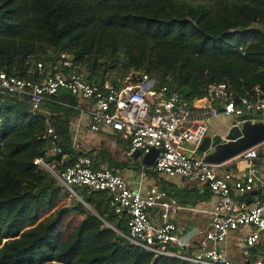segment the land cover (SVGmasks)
Instances as JSON below:
<instances>
[{
  "label": "trees",
  "instance_id": "obj_1",
  "mask_svg": "<svg viewBox=\"0 0 264 264\" xmlns=\"http://www.w3.org/2000/svg\"><path fill=\"white\" fill-rule=\"evenodd\" d=\"M60 52L89 82L137 71L189 101L224 81L238 95L257 87L264 98V0H0V70L34 79V63ZM76 106L64 88L36 112L24 97L0 104V264H190L153 257L121 236L127 218L114 212L106 190L78 188L93 212L79 201L58 206L61 187L35 159L49 145L42 137L47 126L68 162L90 154L71 147ZM96 155L95 168L106 161L125 170L133 159L116 160L101 150ZM77 213L82 217L69 226L66 219Z\"/></svg>",
  "mask_w": 264,
  "mask_h": 264
},
{
  "label": "built area",
  "instance_id": "obj_2",
  "mask_svg": "<svg viewBox=\"0 0 264 264\" xmlns=\"http://www.w3.org/2000/svg\"><path fill=\"white\" fill-rule=\"evenodd\" d=\"M34 70V79L0 70V104L6 97H24L30 111L36 112L45 100L64 88L77 102L78 116L70 124L73 149H77L82 131L81 116L86 117L93 132L107 129L118 132L128 141L126 156L131 157L137 149L141 154L152 147L160 149L153 164H143L137 175L129 178L108 166L93 167L89 155L68 162L57 133L47 126L42 137L49 145L44 156L35 159V164L49 172L60 187L74 194L75 188L82 187L110 192L114 212L127 218L128 232L120 233L121 236L153 257L177 258L190 264H232L224 245L235 231L244 247L259 250L252 261L247 258L246 261L264 263V202L256 195L251 203L245 198L254 190L264 189V173L255 164L259 159L258 147L263 143L238 156L248 163L238 176L221 170V165L203 162L197 149L211 119L217 115L236 119L251 113L264 121L261 90L256 87L238 95L224 81L211 85L206 96L189 101L178 89L167 85L156 88L154 79L145 72L130 71L123 78L108 79L102 84L89 82L65 52L48 62L36 61ZM48 156L59 158L46 162ZM149 172L203 183L211 197L201 205H188L170 198L157 185L143 189ZM182 211L205 213L208 217L206 225L195 233L202 239L193 252L186 250L189 245L181 239L184 226L176 217Z\"/></svg>",
  "mask_w": 264,
  "mask_h": 264
},
{
  "label": "crops",
  "instance_id": "obj_3",
  "mask_svg": "<svg viewBox=\"0 0 264 264\" xmlns=\"http://www.w3.org/2000/svg\"><path fill=\"white\" fill-rule=\"evenodd\" d=\"M76 118L77 117H75V119ZM75 119L73 121H75ZM73 121H71V124ZM234 123H235V119L232 117L217 115L211 119L208 126L207 134L225 135L228 128ZM80 124L82 126V131L79 134V140L77 144L79 149L85 146L84 145L85 143L82 141V139L84 138L85 133L88 130L92 132L91 136L95 135L96 138H100V136L102 137L106 134L117 137V142L113 141L112 146L116 147L117 149L118 148L121 149L118 141L119 140L124 141L125 142L124 151H125L128 141L123 139L118 132L112 129H107L100 132H93L88 128L87 120L85 116H81ZM70 129H72V125ZM99 150L104 151L103 149H98L95 153L99 152ZM258 150H259V159L255 160V164H257L258 167L260 168V171L264 173V160L262 159V155L264 153V145L259 146ZM83 151L85 150L83 149ZM92 158L93 159L95 158L94 155L92 156ZM137 164H139V168L136 167ZM232 164H234V166H232ZM247 164L248 163L245 159H242L241 157H236L230 162L226 164H222L220 166V169L231 171L235 176H238L246 168ZM142 165L143 164L141 163L140 158H133L131 161V165L125 170H123V173L129 178L134 177L137 175L138 170L141 168ZM151 185L152 186L157 185L159 187L164 188L170 198L175 199L177 202L183 204L201 205L205 203L207 200H209V198L211 197V192L208 189L207 185L200 182H190L189 180L180 176L179 177L159 176L157 174L149 172L143 181V189L148 188ZM257 190L258 193L252 194V196L256 195L260 201L264 202V199L261 197V195L264 192V189H257ZM245 198L249 203H251L255 197H250V195H246ZM176 219L180 225L184 226V230L181 233V239L185 244L188 243L189 245V247H187L186 250L189 252H193L194 249H196L197 247L198 241L202 239V236L200 234L195 235V233L198 229L203 228L206 225L208 220L207 215L205 213H200V212L190 213V212L182 211L178 214ZM224 249L227 252V254L230 256L232 264H234L237 256L243 258V264H245L246 258L249 261H252L254 259L252 250H248L246 247L242 245L238 232L234 231L231 233V235L229 236L228 240L224 245Z\"/></svg>",
  "mask_w": 264,
  "mask_h": 264
},
{
  "label": "water",
  "instance_id": "obj_4",
  "mask_svg": "<svg viewBox=\"0 0 264 264\" xmlns=\"http://www.w3.org/2000/svg\"><path fill=\"white\" fill-rule=\"evenodd\" d=\"M262 143H264V121L257 115L245 113L236 117L235 123L228 128L225 135L206 134L197 149L202 154L203 162L222 165L238 157L248 148ZM159 153L160 149L155 147L150 148L144 154H141V150L137 149L131 157L140 158L144 165H151ZM187 156L190 157V154L187 153ZM257 193L258 190L251 192V194ZM81 202L84 203L82 200ZM108 225L116 230L112 225Z\"/></svg>",
  "mask_w": 264,
  "mask_h": 264
},
{
  "label": "rangeland",
  "instance_id": "obj_5",
  "mask_svg": "<svg viewBox=\"0 0 264 264\" xmlns=\"http://www.w3.org/2000/svg\"><path fill=\"white\" fill-rule=\"evenodd\" d=\"M191 1H199V0H191ZM202 1L209 2V0H202ZM114 76H115L114 72L109 73V77H110L109 79H111V81H112V79H114ZM74 119H75V117L72 119V121ZM91 134H92V132L87 130L84 138L82 139V141L85 143L84 145L86 146V147L84 146L82 148L87 152L90 151V154L88 153V155H91V157L94 155V157H95V154H96L95 152L98 149H103L106 153L110 154L109 156L113 157L116 160L123 161L125 158H127V156L125 155V151H124V146H125L124 141H120V140L118 141L121 149L120 148L117 149L116 147L112 146L113 141L117 142V137L106 134L102 137L100 136V138H96L95 135L91 136ZM78 140H79V137H78ZM93 153H95V154H93ZM97 157H98V155H96V157L94 159H96ZM100 165L107 166V163H106V161H104ZM109 167H111V166H109ZM114 168L117 171L123 173V170H120V169L118 170L117 167H113V169ZM61 191H62L63 196L61 197V200H60L58 206H68V205L76 206L78 201L81 202L80 197L78 195V192L80 191V189L75 188L77 195L66 190V189H64V188H62V187H61ZM263 194H264V192H263ZM263 194L261 195V197L264 199ZM84 206H85V209H83V211H92L93 212V210H92V208H90V206H88L87 204H84ZM44 215L45 216L49 215V212H47ZM80 217H82V215L80 213H77L74 215V217L69 216L66 219V221L70 223L69 226H73L77 223V221L79 220ZM105 225H108V223H105ZM234 264H243V258H241L240 256H237Z\"/></svg>",
  "mask_w": 264,
  "mask_h": 264
}]
</instances>
